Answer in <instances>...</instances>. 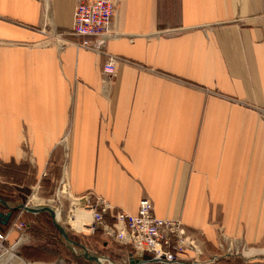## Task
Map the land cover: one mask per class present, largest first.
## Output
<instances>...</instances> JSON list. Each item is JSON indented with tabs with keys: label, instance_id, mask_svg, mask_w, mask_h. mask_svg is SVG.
I'll list each match as a JSON object with an SVG mask.
<instances>
[{
	"label": "crops",
	"instance_id": "crops-1",
	"mask_svg": "<svg viewBox=\"0 0 264 264\" xmlns=\"http://www.w3.org/2000/svg\"><path fill=\"white\" fill-rule=\"evenodd\" d=\"M116 1L107 48L133 64L107 85L103 54L40 30L49 19L69 31L78 0H0V161L33 166L30 195L65 173L72 194L117 209L137 213L149 197L196 236L194 264H224L210 261L221 232L264 255V0ZM11 254L0 264H74Z\"/></svg>",
	"mask_w": 264,
	"mask_h": 264
},
{
	"label": "built area",
	"instance_id": "built-area-1",
	"mask_svg": "<svg viewBox=\"0 0 264 264\" xmlns=\"http://www.w3.org/2000/svg\"><path fill=\"white\" fill-rule=\"evenodd\" d=\"M116 0H78L73 12V25L69 31H59L47 19L48 25L40 30L46 34V39H52L57 42L61 48L73 45L77 49H87L105 56V62L102 66V79L107 85L114 81L117 64L120 62H133L125 57L110 52L107 48V41L112 36V23L116 11ZM68 186V179L65 175L59 179L58 192L56 194L60 205L52 206L45 201L44 205L50 206L56 212L57 207L63 211L64 204L61 196L67 194L70 199V206L76 202H85L86 206L92 212L94 229L101 227L103 234L109 239L121 244L128 245L141 257L148 255L146 261L157 260L161 264H194L199 260L204 249L196 236L189 233L180 219L163 218L156 214L153 202L149 197H143L139 202L137 213H131L124 209H117L107 199L93 191L85 195H74L70 191H65ZM38 185L36 192L28 196L26 203H33V196H38ZM62 188V189H61ZM61 194V196H60ZM61 198V199H60ZM43 200V199H42ZM25 208H21L11 228L23 227L20 217ZM71 211V209H70ZM111 212L114 217L112 223L108 222L105 214ZM54 218L56 219L55 213ZM93 229V230H94ZM8 235L2 237L0 245L4 250H8L4 244ZM30 233H23L10 247L11 252L17 250L23 243L31 240ZM222 252L219 256L210 259L216 262L220 258H241L245 261L250 259H259L264 262V255L252 252V246L243 238L231 237L224 232L220 233L219 243L217 245ZM248 252H252L248 254ZM3 251L0 258L3 256Z\"/></svg>",
	"mask_w": 264,
	"mask_h": 264
},
{
	"label": "trees",
	"instance_id": "trees-1",
	"mask_svg": "<svg viewBox=\"0 0 264 264\" xmlns=\"http://www.w3.org/2000/svg\"><path fill=\"white\" fill-rule=\"evenodd\" d=\"M36 171L33 166L25 160L11 159L9 161H0V198L6 202H26L28 195L31 193V185L35 184L38 179L35 175ZM58 176V174L56 173ZM54 191L53 177L51 175H43L39 182L38 195L43 197H51ZM12 214L6 224L0 222V238L8 234L13 222L15 221L19 209L10 207L0 201V212ZM105 218L108 222L114 221L113 214L107 212ZM20 219L25 222L26 231L31 234L32 240L19 246L20 255L26 259L32 260H55L59 257L65 258L68 262L74 264H93L89 259L80 254H74L66 249L61 240V231L55 224L52 215L48 211L31 212L24 211ZM11 234H9L10 236ZM8 236V237H9ZM68 236L76 242L81 241L80 235L73 230L68 231ZM87 244L99 249L104 247L107 254L115 261L126 254L123 245L117 241L110 243V239L104 236L103 229L97 227L92 233L85 236ZM127 251L135 255V251L126 245ZM125 248V250H126ZM148 255H144L142 259H148ZM239 258L219 259L218 262L228 264ZM143 264V263H141ZM146 264H161L159 262H148Z\"/></svg>",
	"mask_w": 264,
	"mask_h": 264
},
{
	"label": "rangeland",
	"instance_id": "rangeland-1",
	"mask_svg": "<svg viewBox=\"0 0 264 264\" xmlns=\"http://www.w3.org/2000/svg\"><path fill=\"white\" fill-rule=\"evenodd\" d=\"M45 40L46 41H51V42H53L54 40H52V39H46L45 38ZM263 115H264V112H263ZM58 185L56 186V188H55V191H53V193H52V195H51V197H43V196H40V195H38L39 196V198H41V199H43L42 201H40V202H38V203H42V205H44V203H45V201H47L48 203H50L52 206H58V205H60V203L58 202V199H57V196H56V194H57V192H58ZM62 189V188H61ZM66 189V188H65ZM66 191V190H65ZM69 191V190H68ZM30 195V194H29ZM28 195V196H29ZM64 196H61V194H60V196H61V198H62V202H63V204H64V207H63V211L61 210V208L60 207H58L59 209H60V214H59V212L57 211V213H58V215L60 216L61 215V218H60V220H58L59 221V223L61 224V225H63L64 226V228L67 230V232L69 231V230H73L74 232H76V233H78V235H80V237H81V241H79L78 243L79 244H73V243H71L70 241H68V240H66L65 238H64V236L62 235L61 237V240H62V242H63V245L66 247V249L67 250H69L70 252H72V253H74V254H80V255H83V253L85 252V246H86V248H87V253L89 254V255H101V256H103L104 258H106V262L107 261H113V262H115V263H119V264H129V262H128V255H125L124 257L122 256L120 259H119V261H115L114 259H112L111 258V256L109 255V254H107L105 251H103V250H105L104 249V247H100L99 249H97V248H95V247H92L91 245H89V244H87V242H86V240H85V236L86 235H88V234H90V233H92L93 231H89L88 233H86V232H82V231H79V230H77L76 228H73V226L71 225V223L70 222H68V217L70 216V215H74V211H72V206H70V199L68 198V196H67V194H63ZM60 198V199H61ZM36 201H34L33 203H31V204H29V205H34V203H35ZM70 209H71V211H70ZM21 221V220H20ZM24 227H26V224H25V222H24V224H23V228H21V229H23L24 230ZM26 233H29V231H26ZM31 235V234H30ZM31 240H32V238H31ZM112 240V239H111ZM7 248H9L10 249V246H8ZM4 247H2L1 245H0V254H1V252L2 251H4ZM101 249H103V250H101ZM123 258V259H122ZM93 264H98L97 263V261H95V260H90ZM151 262V261H150Z\"/></svg>",
	"mask_w": 264,
	"mask_h": 264
},
{
	"label": "bare ground",
	"instance_id": "bare-ground-1",
	"mask_svg": "<svg viewBox=\"0 0 264 264\" xmlns=\"http://www.w3.org/2000/svg\"><path fill=\"white\" fill-rule=\"evenodd\" d=\"M65 190L68 191V189H65ZM32 199L34 201H38V202L41 201L36 196H33ZM57 211L60 214V209L58 207L56 209V212L54 211V213L56 216V220H60L61 215L59 216ZM72 211H74V215H70L67 220H68V222L71 223L73 228H76L77 230L82 231V232H86V233H88L90 230L93 231L94 224H93V220H92V212L86 206V204L83 200L81 202H76L75 205L72 207ZM11 253L12 252L10 249L3 251V254H5V256L8 255V257L12 255ZM97 256H98L97 260L101 264H119V263H115L111 260L106 262V258H104L101 255H97ZM185 264H188V263H185Z\"/></svg>",
	"mask_w": 264,
	"mask_h": 264
},
{
	"label": "water",
	"instance_id": "water-1",
	"mask_svg": "<svg viewBox=\"0 0 264 264\" xmlns=\"http://www.w3.org/2000/svg\"><path fill=\"white\" fill-rule=\"evenodd\" d=\"M0 201H1L2 203L6 204V202H5L4 200H2L1 198H0ZM13 208H16V209H19V210H20L21 208H25L27 211H31V212H35V213L40 212V211H48V212L52 215L55 224H56V225L58 226V228L60 229L61 234L64 236V238H65L66 240L70 241V242L73 243V244H79L78 242H76V241H74V240H71V239L69 238L67 230L64 228L63 225H61V224H60V223L54 218V210H53L52 207H50V206L32 207V206H28L26 203H21L20 205L15 206V207H13ZM11 214H12L11 211H9V212H7V213L0 212V222L3 223V224H6V223L9 221V218H10ZM84 248H85V252L83 253V256H84V257H86V258L89 259V260H95V261H97L98 264H101V263L98 262V260H97V257H98L97 255H89V254L87 253L88 251H87L86 246H85ZM129 257H130V262H129V264H141V263L146 264V263H148V262H150V261H152V262H157V260H155V259H154V260L152 259V260H150V261H146V260H144V259H138V258L135 257L133 254H130ZM125 264H126V263H125Z\"/></svg>",
	"mask_w": 264,
	"mask_h": 264
}]
</instances>
